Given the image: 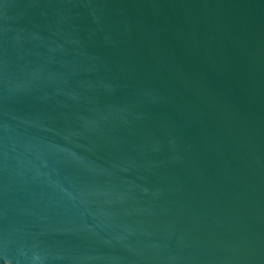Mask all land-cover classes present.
Here are the masks:
<instances>
[{
  "label": "water",
  "instance_id": "obj_1",
  "mask_svg": "<svg viewBox=\"0 0 264 264\" xmlns=\"http://www.w3.org/2000/svg\"><path fill=\"white\" fill-rule=\"evenodd\" d=\"M0 264H264V0H0Z\"/></svg>",
  "mask_w": 264,
  "mask_h": 264
}]
</instances>
